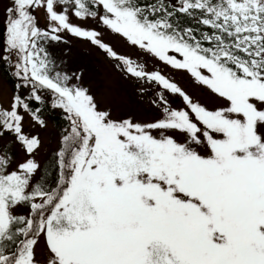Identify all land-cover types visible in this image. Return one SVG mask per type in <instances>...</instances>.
<instances>
[{
	"label": "snow or ice",
	"instance_id": "obj_1",
	"mask_svg": "<svg viewBox=\"0 0 264 264\" xmlns=\"http://www.w3.org/2000/svg\"><path fill=\"white\" fill-rule=\"evenodd\" d=\"M3 8L0 264H264V0ZM65 34L158 86L157 116L101 106L86 68L57 54ZM105 35L187 73L199 96ZM53 118L56 146L39 160Z\"/></svg>",
	"mask_w": 264,
	"mask_h": 264
},
{
	"label": "rangeland",
	"instance_id": "obj_2",
	"mask_svg": "<svg viewBox=\"0 0 264 264\" xmlns=\"http://www.w3.org/2000/svg\"><path fill=\"white\" fill-rule=\"evenodd\" d=\"M5 3L6 0H0V29L3 27V5ZM65 39L69 43L60 45L56 49L57 54L63 56V53L67 52L63 58L67 61L66 67L70 70L77 67L86 68L85 83L101 106L114 109L117 115L127 117L128 114H132L134 118L140 121H151L157 116L158 110L151 101L158 86L148 84L145 81H136L124 72L117 70L114 64L106 60L98 50L89 47L88 43L79 41L67 34H65ZM104 39L111 43L118 54L128 55L145 63L147 71H161L163 75L177 83L190 95L199 96L197 88L187 73L173 70L154 59L141 57L122 39L108 35H105ZM9 88L0 76V91L5 93V98ZM168 99L173 107L178 108L182 105V100L179 97L168 95ZM39 134L44 146L37 155V159L43 160L47 157L48 152L56 146L57 134L50 124L47 129L39 130ZM17 158H20L19 154Z\"/></svg>",
	"mask_w": 264,
	"mask_h": 264
},
{
	"label": "trees",
	"instance_id": "obj_3",
	"mask_svg": "<svg viewBox=\"0 0 264 264\" xmlns=\"http://www.w3.org/2000/svg\"><path fill=\"white\" fill-rule=\"evenodd\" d=\"M2 77V76H1ZM5 81V80H4ZM6 84L10 87L11 86V82L8 81L6 82ZM49 124L54 128L56 134H57V125H58V120H56L55 118L50 119Z\"/></svg>",
	"mask_w": 264,
	"mask_h": 264
}]
</instances>
